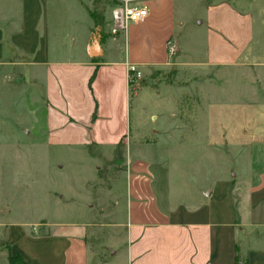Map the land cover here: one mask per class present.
<instances>
[{"label": "crops", "instance_id": "crops-1", "mask_svg": "<svg viewBox=\"0 0 264 264\" xmlns=\"http://www.w3.org/2000/svg\"><path fill=\"white\" fill-rule=\"evenodd\" d=\"M147 5L144 21L115 35L110 0H0V84L16 88L24 110L16 132L28 138L10 146L16 209H0V264H92L100 229L124 232V264H264V0ZM127 64L144 76L134 87L145 107L152 96L177 98L173 116L153 115L158 128L136 130L132 142ZM199 86L221 92L219 127L212 112L184 125L182 104L203 101ZM171 142L238 152L231 159L240 170L202 178L188 199L173 197L151 154ZM72 152L89 166L72 171L70 196L60 191L57 157Z\"/></svg>", "mask_w": 264, "mask_h": 264}, {"label": "rangeland", "instance_id": "rangeland-1", "mask_svg": "<svg viewBox=\"0 0 264 264\" xmlns=\"http://www.w3.org/2000/svg\"><path fill=\"white\" fill-rule=\"evenodd\" d=\"M164 83L172 82V75L170 74H161L158 75ZM212 77L215 80L220 79V72L214 71ZM1 78V77H0ZM0 83H2L0 79ZM171 91L169 88H165V91ZM208 87L199 86L198 93L202 94L203 101L198 97L191 98V101L185 100L182 104V107L185 111H190V118L188 114H184V125L194 127L195 121L199 123L200 118L206 120L212 112L213 119L212 126L219 127L220 123V110L219 105H221V92L220 90H215V96L212 92H208ZM214 93V92H213ZM142 93H139L135 90V87H132L129 92L128 99V110L127 113L130 115L127 116V132L125 137H129L131 142L134 139L136 130L141 132H146L147 136H151V131L157 129L159 126L158 119H153V115L159 117L161 113L171 114L174 108L177 106L176 93H172L169 96H165L160 99V102L157 99L149 97L146 103L142 101ZM18 92L16 88L9 87L3 84H0V119L4 120V132H2V121L0 120V144H5V148L0 147V209L8 210L16 209V150L12 146L16 139L20 141H27L28 138L26 135L18 129L19 132H16V118L17 113H22V105L18 104L16 99L18 97ZM144 98V96H143ZM19 100V97L17 98ZM214 101L218 104L211 109V105ZM180 105V104H178ZM202 108V109H201ZM213 110V111H212ZM22 115V114H21ZM20 115V116H21ZM196 115V117H194ZM166 121L173 123V117L166 116ZM199 117V119H198ZM161 120H159L160 122ZM157 123V124H156ZM205 130L198 131L197 138H203ZM188 133V132H187ZM200 135V136H199ZM195 137L194 135L186 134V138ZM216 141H220V135H214ZM1 146V145H0ZM176 144L171 142V145H166L163 143V148H160L156 151H151L153 156H156L158 160H161V167L163 169V181L170 192H172L173 197L177 198H189L191 191L195 190L202 184V178H210L213 176L225 175L229 168L232 170H240V168L234 166L235 161L231 159L232 157L236 158L238 152L233 151H221L216 150L215 148H210L202 144H191L185 145L182 147H177ZM264 156V151H261ZM65 155V156H64ZM227 156V157H226ZM76 155L71 153V155L61 154L57 157L62 162L58 163L64 165V170L57 171L59 179L62 180L61 187L62 193L65 191L67 194H73L72 186L73 182L76 180L73 177L74 172H82L88 168L89 163H83V161L76 159ZM5 162V164H3ZM67 164V168H66ZM52 177L56 178L54 170L52 169ZM72 172V173H71ZM86 174H89V171H86ZM198 182L196 183V181ZM54 189H57V185L54 183ZM17 193H20L18 191ZM91 203V202H89ZM72 206L69 204L64 207L63 210L68 211L67 214H62L64 219H70L69 211ZM82 216L83 214L80 213ZM124 232L121 231H111L100 229L97 232L96 239L92 244V253H93V263L92 264H114L115 254L113 252L116 249H119L117 255V262L119 264H124L127 259V250L121 248L122 239ZM128 243V242H127ZM245 261H241L244 263Z\"/></svg>", "mask_w": 264, "mask_h": 264}, {"label": "built area", "instance_id": "built-area-1", "mask_svg": "<svg viewBox=\"0 0 264 264\" xmlns=\"http://www.w3.org/2000/svg\"><path fill=\"white\" fill-rule=\"evenodd\" d=\"M113 3L112 33L118 34L127 30L129 24L140 23L148 17L147 3L152 0H110ZM168 53L171 57L178 54L177 42L171 38L168 43ZM128 82L130 89L143 79V74L137 65L127 64Z\"/></svg>", "mask_w": 264, "mask_h": 264}, {"label": "trees", "instance_id": "trees-1", "mask_svg": "<svg viewBox=\"0 0 264 264\" xmlns=\"http://www.w3.org/2000/svg\"><path fill=\"white\" fill-rule=\"evenodd\" d=\"M237 264H246V262L241 263V261L239 260V258H237Z\"/></svg>", "mask_w": 264, "mask_h": 264}]
</instances>
